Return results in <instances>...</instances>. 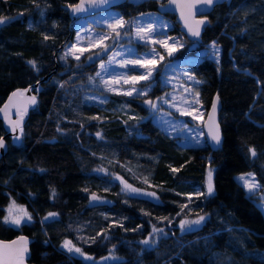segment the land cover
I'll return each instance as SVG.
<instances>
[{
	"label": "trees",
	"instance_id": "trees-1",
	"mask_svg": "<svg viewBox=\"0 0 264 264\" xmlns=\"http://www.w3.org/2000/svg\"><path fill=\"white\" fill-rule=\"evenodd\" d=\"M78 1L0 0V107L13 91L51 75L21 142L7 138L0 158V238L32 237L29 261L37 264H264V213L236 180L252 172L264 192V0L215 6L201 41L185 38L178 53L189 58L211 45L220 49L218 61L185 64L202 81L207 110L215 94L221 98L224 139L216 149L182 146L146 106L93 87L98 63L60 57L75 34L66 7ZM166 1L128 0L114 9L130 20L158 12ZM168 16L175 21L170 31L182 35L176 17ZM155 80L151 99L162 91L158 74ZM5 135L0 119V139ZM209 166L215 169L211 195ZM124 182L154 192L157 201L130 195ZM92 194L100 201L93 208ZM10 201L26 207L32 222L6 225ZM190 209L205 222L182 233ZM66 240L91 259L114 254L119 260L90 263L65 250Z\"/></svg>",
	"mask_w": 264,
	"mask_h": 264
},
{
	"label": "rangeland",
	"instance_id": "rangeland-1",
	"mask_svg": "<svg viewBox=\"0 0 264 264\" xmlns=\"http://www.w3.org/2000/svg\"><path fill=\"white\" fill-rule=\"evenodd\" d=\"M130 1L142 2L144 0ZM168 15L159 12H149L127 20L123 18L117 10L109 9L93 16L80 18L74 22V37L62 49V55H60V57L76 61V63H79V61L83 59L86 64L98 63L97 70L90 80L93 87L109 93L121 95L131 100H136L146 106L148 116L151 117L164 132L177 138L182 146L207 145L203 124L208 110L202 103L199 91L202 81L194 76L185 64L189 61H199L205 58L218 61L220 49L217 45H211L208 49H203L197 57H178V53L186 48L188 44L185 39L186 37L183 34L184 37L170 31L174 27L175 21ZM115 19H123L126 22L125 27L119 29L121 33L119 37H115L112 29L108 27V25L113 23ZM161 21L163 22V27L161 26ZM149 25L155 29L151 34V39H139L136 35L137 28L143 27L146 29ZM141 35H143V33H141ZM98 37L106 38L102 43H98ZM151 40H167L169 45L175 44L177 50L169 56L167 50L162 45L158 43L154 44ZM73 45L76 46L75 49H72ZM103 45L108 46L107 50H104ZM70 49H72V51H69ZM77 49H82L83 54H81L80 51H77ZM129 50H131V54H129ZM73 53H75V55ZM76 55H79V60L75 58ZM160 56H163L162 60L159 59ZM89 57H91V59H89ZM113 57L114 59H110ZM153 57L156 58L155 69L149 79L139 80L135 82L134 85L132 82L127 84L124 83V80L128 77L141 76L147 71V69L141 68L139 65L131 64L127 67H121L122 61L136 59L148 60ZM101 64L104 65V68H101ZM97 73H100V75L97 76ZM157 74L161 79L162 91L157 97L151 99L147 96L151 93L156 84L155 79ZM189 76L194 77V79H190ZM116 80H118L119 83H115L114 81ZM133 87L142 94L137 95L136 92H134L132 96L124 95L125 92L130 91ZM144 92H146V94H143ZM197 93H199L198 96L196 95ZM92 97L99 100L106 99L105 96L96 95ZM148 100L152 101L156 107L152 108L150 105L147 106L145 101ZM182 111L191 114H182ZM209 169L212 170L213 183L215 169L212 166H209L206 173V186ZM115 177L123 182L120 176ZM241 177L244 179H241ZM236 180L246 189L248 195L254 196V199L264 213V192L261 191V185L254 173L246 172L238 174L236 175ZM245 180L254 183L257 187L250 191L245 185ZM126 185L130 187H126ZM124 187L130 195L157 201L158 197L154 192L132 186L125 182ZM133 189L136 191H133ZM153 193L155 195H152ZM101 201L106 200L102 198ZM13 202L15 207L12 208L11 215H19L23 217L18 226L12 224L10 220L9 222L5 221V217H10L9 208L13 205ZM4 211L2 221L8 226L20 228L22 225L32 222V218H28L31 217V215L26 207L19 205L15 201H10L7 207L4 208ZM24 213H27V216H24ZM192 214L193 213H191L190 209L187 216L182 221H194L201 216H192ZM204 222L205 220L199 226L191 225V227L196 229ZM64 243L63 248L67 250V248L64 247ZM152 245V243L148 244L149 247ZM70 253L79 256L90 263H108L119 260L114 254H108L105 257L94 260L75 251Z\"/></svg>",
	"mask_w": 264,
	"mask_h": 264
},
{
	"label": "water",
	"instance_id": "water-1",
	"mask_svg": "<svg viewBox=\"0 0 264 264\" xmlns=\"http://www.w3.org/2000/svg\"><path fill=\"white\" fill-rule=\"evenodd\" d=\"M128 0H108L107 4L99 5V6H92L91 0H84V11L75 12L73 10V7H66V10L68 11L69 18L71 20V28L73 27V24L76 20L80 18H85L88 16H93L95 14L107 11L109 9H114L117 6L125 3ZM232 0H219L218 3H214L213 5L209 6L202 2V0H167L165 3H161L158 6V12L161 14H172L176 17V22L179 25V31L186 36V38L193 42H200L202 39V35L205 31V28L209 24L208 16L212 12L215 6L220 5L224 2L231 3ZM81 4V0H79L76 4L72 5H79ZM163 6V7H162ZM183 13V17H182ZM187 21V25L185 23ZM198 21H204L203 24H198ZM3 25V23H0V26ZM189 27L192 28L193 31H196L199 29V36H193L189 32ZM69 38L67 39V41ZM66 41V42H67ZM64 44L60 46L58 51H60L63 48ZM58 69V65L55 67L54 72H56ZM51 75H46L42 78L40 82H37L35 84L30 85L29 87L21 90H15L13 91L5 100L3 105L0 107V119L2 120L6 135L2 137L1 139L4 142V147L0 148V158L4 157L8 150V144L6 139L10 138L14 144H19L22 140V133L25 126V123L27 122L28 116L30 112L35 109L37 105V97L39 92L42 89V85L44 83H47L50 79ZM13 93H16L15 96H13ZM35 97V104L31 103V98ZM217 97L219 98L217 100ZM213 102L217 103V108L215 113L212 112V105ZM8 105L7 108L5 106ZM149 104H147L148 106ZM25 109H27L25 111ZM222 109V101L218 94H215L212 103L208 109L206 119L203 124V130L204 135L207 141V145L212 148L216 149L218 147H221L223 144V134L221 130L220 125V111ZM20 111L23 118L20 122V127L16 128L15 131H13L14 122L20 119V117L17 115V111ZM210 115L213 116V119L210 120ZM218 125L219 127V133H220V143L217 145L214 140H212L211 135L209 134L210 129L212 131H215V126ZM22 128V132H21ZM18 138V139H17ZM93 195V194H92ZM92 195L89 198V207H97L100 204L99 199L98 200H92ZM96 195V194H95ZM98 197V195H96ZM99 198V197H98ZM25 241L27 242L25 245ZM15 242V243H13ZM32 243V239L29 237H26L24 235L18 236L13 240H2L0 239V245H6L8 248V251L13 256L12 264H21V261L19 259L20 253L22 250L26 247L27 251L23 252V260L22 264H35L31 263L29 261L30 259V245Z\"/></svg>",
	"mask_w": 264,
	"mask_h": 264
},
{
	"label": "snow or ice",
	"instance_id": "snow-or-ice-1",
	"mask_svg": "<svg viewBox=\"0 0 264 264\" xmlns=\"http://www.w3.org/2000/svg\"><path fill=\"white\" fill-rule=\"evenodd\" d=\"M170 2H172V0H170ZM202 2L206 5H213L214 3H218L219 0H202ZM108 3V0H91V4L92 6H99V5H104V4H107ZM84 0H81V4L79 5H75V6H72V5H69V7H73V10L75 12H80V11H84ZM163 7V6H162ZM182 17H183V13H182ZM4 22V18H0V23H3ZM186 25H187V21H185ZM198 24H203L204 21H198L197 22ZM125 24L126 22L123 20V19H115L113 23H110L108 25V27L110 29H112L115 37H119L121 35L119 29L121 28H124L125 27ZM161 26L163 27V22L161 21ZM189 32L193 35V36H199V29H197L196 31H193L191 27H189ZM155 31V29L149 25L146 29L143 28V27H139L137 28L136 30V35L139 39H142V40H148V39H151V34ZM141 33H143V35H141ZM48 37H45V39H47ZM106 37H98V43H102V41L105 39ZM152 43L156 44H160L162 45L168 52V55L171 56L172 53L174 51H176V47H175V44L173 45H169L168 41L167 40H151ZM107 45H103V48L104 50H107ZM76 46L73 45L72 46V49H75ZM72 49H70L69 51H72ZM77 51H80L81 54H83V50L82 49H77ZM75 55V53H73ZM129 54H131V50H129ZM75 58L77 60H79V55H76ZM89 59H91V57H89ZM110 59H114L113 58H110ZM155 57H153L152 59H148V60H139V59H136V60H124L121 62V67H127L128 65H139L141 68H145L147 69V71L141 75V76H132V77H128L127 79L124 80V83H129V82H132L133 85L135 84V82L139 81V80H142V79H149L151 76H152V73L155 69ZM159 59H163V56H160ZM30 64H32L33 68L36 67L35 65V62L33 61H29ZM101 68H104V65L101 64ZM187 74V73H186ZM100 73H97V76H99ZM190 79H194V77L192 76H189ZM115 83H119L118 80L114 81ZM107 83V82H105ZM111 90V89H110ZM136 92L137 95H141L142 93L140 91H138L137 89H135V87H133L130 91H127L124 93V95H128V96H132L133 93ZM143 94H146V92H144ZM16 93H13V96H15ZM197 96L199 95V93L196 94ZM219 98L217 97V100ZM35 97H32L31 98V103L32 104H35ZM145 103L149 104L152 108H155L156 105L152 103V101L148 100V101H145ZM8 105L5 106V108H7ZM216 108H217V103L216 102H213V105H212V112L213 114L215 113L216 111ZM27 109H25L26 111ZM179 110V109H178ZM182 114H191V113H185L182 111ZM17 115L20 117V119H18L17 121L14 122V126H13V131L16 130V128L20 127V122L23 118L22 114L20 113V111L18 110L17 111ZM195 118V117H194ZM213 119V116L210 115V120ZM21 132H22V128H21ZM209 134L211 135L212 137V140H214L216 142V144L218 145L220 143V140H221V137H220V133H219V127L218 125L215 126V131H212L210 129V132ZM100 134L97 133V136H99ZM18 139V138H17ZM4 147V142L2 139H0V148H3ZM252 151V155L255 156L256 153H255V150H251ZM251 175V174H249ZM241 179H244L243 177H241ZM245 185L249 188V190L251 191L253 188L257 187V185H255L254 183H251L249 182L248 180H245ZM126 187H130V186H127ZM133 191H136L135 189H133ZM214 192V185L212 183V170L209 169V172H208V182H207V194L208 195H211L212 193ZM152 195H155L154 193ZM99 198L93 194L92 195V200H98ZM15 207V204L13 202V205L10 206L9 208V213H10V217H5V221L6 222H10L12 224H15V225H19L21 223V220L23 219V217L19 216V215H16V216H12L11 213H12V208ZM56 214L54 213H50L49 216H55ZM24 216H27V213H24ZM29 219H31V217H28ZM45 219H48V217H45ZM205 220V216L201 215L199 216L198 219L194 220V221H188V220H184V221H181L180 223V229H181V232H185V231H193L194 229L191 227V225H196V226H199L203 221ZM122 226V225H121ZM157 231H160V232H163V230H157L155 227H153V232H157ZM15 243V242H13ZM26 241H25V245H26ZM143 244L147 245L149 244V240H144L142 241ZM64 247L67 248V250L69 252H72V251H75L77 253H80L81 255H84L82 252H81V249L79 248H75L71 241H65L64 243ZM27 251V248L25 247L22 252L20 253V256H19V259L21 261V264H22V260H23V252H26ZM90 259V257H89ZM12 261H13V256L12 254L8 251V248L6 245H0V264H12Z\"/></svg>",
	"mask_w": 264,
	"mask_h": 264
},
{
	"label": "bare ground",
	"instance_id": "bare-ground-1",
	"mask_svg": "<svg viewBox=\"0 0 264 264\" xmlns=\"http://www.w3.org/2000/svg\"><path fill=\"white\" fill-rule=\"evenodd\" d=\"M186 37V36H185ZM21 235H23V234H20V235H18V236H21ZM18 236H16V237H18ZM24 236H26V237H29V236H27V235H24ZM16 237H14V238H12V239H9V240H13V239H15ZM29 238H31L32 239V237H29ZM0 239H2V238H0ZM2 240H5V239H2ZM33 240V239H32ZM31 246V245H30ZM30 255H31V249H30ZM32 263V262H31ZM35 264H37V263H35Z\"/></svg>",
	"mask_w": 264,
	"mask_h": 264
}]
</instances>
